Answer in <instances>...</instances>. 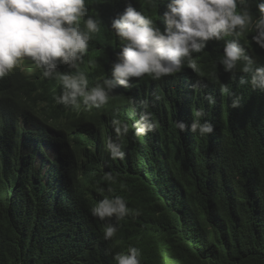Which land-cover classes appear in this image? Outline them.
Masks as SVG:
<instances>
[{"label":"trees","instance_id":"16d2710c","mask_svg":"<svg viewBox=\"0 0 264 264\" xmlns=\"http://www.w3.org/2000/svg\"><path fill=\"white\" fill-rule=\"evenodd\" d=\"M129 3L164 30L169 0H86L99 31L79 68L65 65L63 73L84 72L89 88L112 78L122 42L111 23ZM256 3L249 0L254 20ZM254 35L249 30L240 43L261 67L264 49ZM223 47L210 41L193 54L195 69L185 63L158 81L131 78L130 87L110 93L112 110L101 124L125 152L123 160L110 158L108 136L93 124L51 125L61 114L53 105L60 80L24 88L32 83L19 71L0 79V264H116L113 257L129 246L140 250L141 264H264V92L239 83L251 78L240 70L243 61L234 73L223 70ZM232 94L242 98L241 107H231ZM200 109L213 134L175 127L176 120L190 125ZM145 111L157 128L136 137L131 126ZM113 119L130 126L126 136H117ZM107 173L114 182L104 179ZM115 196L125 199L129 215L117 223L91 214L95 199ZM110 223L118 231L105 240Z\"/></svg>","mask_w":264,"mask_h":264},{"label":"clouds","instance_id":"9594fccd","mask_svg":"<svg viewBox=\"0 0 264 264\" xmlns=\"http://www.w3.org/2000/svg\"><path fill=\"white\" fill-rule=\"evenodd\" d=\"M149 2L154 3L155 0ZM238 6L241 11H237ZM256 7L260 15L254 20L249 11V0H169L163 14L166 27L162 31L152 18L129 3L111 23L112 30L122 42L117 62L112 66V78L103 79L102 83H94L95 86L89 88L84 72L63 73L66 66L79 68L92 34L99 31V21L89 15L86 0H0V79L19 71L32 83L24 88L43 87L53 80L58 84L60 80L62 88L54 94L53 105L61 114L58 122H55V117L50 118L51 125L65 130L68 122L93 124L108 136L105 147L110 158L123 160L125 152L105 131L101 119L112 110L108 108L112 103L110 93L117 86L130 87L131 78L147 75L158 81L180 72L185 63L195 69L193 54L202 52L210 41H223L220 60L223 70L234 73L238 62L243 61L240 70L250 73L251 78L242 76L239 83L250 84L253 90L264 92V66L254 67L255 61L240 43L246 32L254 30L252 40L264 49V0H257ZM82 19L84 29L80 27ZM90 64L95 67V62L90 61ZM201 84L202 81H197L193 87ZM16 87L21 92L18 96H23L19 89L21 85ZM41 91L38 89L34 93ZM205 98L210 105L215 103L212 95ZM241 100L240 96L232 94L231 107H241ZM81 103L89 110L102 109L98 113H86L79 110ZM140 106L147 109L148 101L142 100ZM204 116L203 109L197 110L190 125L176 120L175 127L180 132L190 131L202 137L213 134L214 125L208 120L201 122L200 118ZM112 125L118 137L129 133L130 126L120 119H113ZM131 127L136 137H142L155 131L157 124L151 119V113L145 111ZM90 147L93 148L92 145ZM104 179L114 182L111 173H107ZM93 205L91 214L100 221L114 218L118 223L133 211L121 196L95 199ZM117 231L116 224H108L104 229V239H112ZM140 256L138 248L129 246L127 253H118L113 259L116 264H141Z\"/></svg>","mask_w":264,"mask_h":264},{"label":"rangeland","instance_id":"374dc122","mask_svg":"<svg viewBox=\"0 0 264 264\" xmlns=\"http://www.w3.org/2000/svg\"><path fill=\"white\" fill-rule=\"evenodd\" d=\"M32 64H28V66H31ZM35 69V68H34ZM34 69H32V70H34ZM31 70V71H32ZM41 72H43V69L41 70ZM101 109H102V107H100V108H92L91 110H89V109H87L82 103H81V107H80V111H85L86 113H89V112H96V113H98V112H100L101 111Z\"/></svg>","mask_w":264,"mask_h":264}]
</instances>
